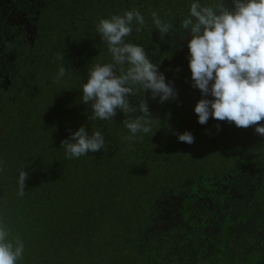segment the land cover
<instances>
[{"label": "trees", "instance_id": "trees-1", "mask_svg": "<svg viewBox=\"0 0 264 264\" xmlns=\"http://www.w3.org/2000/svg\"><path fill=\"white\" fill-rule=\"evenodd\" d=\"M192 2L0 0V223L9 241H23L17 264H264V136L198 122L191 34L180 28ZM132 9L145 24L126 40L144 47L177 96L130 95L133 119L147 100L152 132L129 139L121 110L89 119L82 87L93 63L112 59L96 25ZM153 11L169 33L155 28ZM81 126L100 131L106 148L67 158L61 141ZM185 131L194 143L178 140Z\"/></svg>", "mask_w": 264, "mask_h": 264}, {"label": "clouds", "instance_id": "clouds-1", "mask_svg": "<svg viewBox=\"0 0 264 264\" xmlns=\"http://www.w3.org/2000/svg\"><path fill=\"white\" fill-rule=\"evenodd\" d=\"M233 7H226L223 0L212 6H204L193 0L190 14L180 24L188 30L189 68L192 86L198 88L202 98L195 104L194 112L201 125L209 118L234 123L240 128L255 126L256 134L264 136V0H232ZM153 24L161 35L169 33L173 25L163 22L158 13H151ZM145 24L139 10L132 9L123 15L101 19L96 31L108 46L111 62L93 63L89 68L87 82L82 87V102L92 109L89 119L112 121L121 110L127 119L122 123L134 138L137 133L152 132L151 116L147 100L138 103L141 116L131 118L137 111L129 102L130 95L150 91L151 98L159 97L161 103L176 99L174 87L165 82L146 54L144 47L126 40L139 32ZM58 59H63L59 54ZM66 73L59 68L57 79ZM211 96L209 99L207 97ZM219 130V125H217ZM180 142L192 144L191 132L178 133ZM67 158H79L106 148L100 131L91 135L84 126L72 132L69 139L61 141ZM0 171L3 167L0 166ZM28 173L19 172L18 195H25ZM9 232L0 223V264H17L23 258L24 244L20 237L8 240Z\"/></svg>", "mask_w": 264, "mask_h": 264}]
</instances>
